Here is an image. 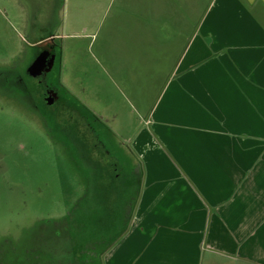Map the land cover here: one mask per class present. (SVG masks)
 <instances>
[{
  "label": "rangeland",
  "instance_id": "374dc122",
  "mask_svg": "<svg viewBox=\"0 0 264 264\" xmlns=\"http://www.w3.org/2000/svg\"><path fill=\"white\" fill-rule=\"evenodd\" d=\"M147 2L163 15L141 13ZM174 2L0 0V68L12 66L28 88L0 78V264H113L141 192L133 135L148 129L145 111L162 82L143 83L156 64L145 37L171 42L176 29L158 37L151 25L180 17L179 49L189 33ZM201 17H191L194 27ZM50 33L63 48L55 103L25 72L35 42Z\"/></svg>",
  "mask_w": 264,
  "mask_h": 264
},
{
  "label": "crops",
  "instance_id": "0c3cea01",
  "mask_svg": "<svg viewBox=\"0 0 264 264\" xmlns=\"http://www.w3.org/2000/svg\"><path fill=\"white\" fill-rule=\"evenodd\" d=\"M171 8L188 15L189 33L179 49L180 17L151 25L158 37L176 29L171 42L145 37L156 64L143 83L162 82L145 111L148 129L133 135L141 192L113 264H264V0Z\"/></svg>",
  "mask_w": 264,
  "mask_h": 264
},
{
  "label": "flooded vegetation",
  "instance_id": "af4514ba",
  "mask_svg": "<svg viewBox=\"0 0 264 264\" xmlns=\"http://www.w3.org/2000/svg\"><path fill=\"white\" fill-rule=\"evenodd\" d=\"M53 35L54 33H50L46 37L40 40L38 39L35 42L34 53L30 58L28 66L25 67V72L29 76L37 78L38 82L42 84L43 98L47 103H49L48 99L53 98L55 103L62 98V85L59 81V72L60 68H62L63 48ZM35 63L40 65L36 75L32 74L31 71ZM0 78H3L4 82L7 84L5 86L10 87L12 85L23 93L28 92L27 84L21 73L18 74L16 69H13L12 66L0 68ZM1 91H3V89H1Z\"/></svg>",
  "mask_w": 264,
  "mask_h": 264
},
{
  "label": "water",
  "instance_id": "95a60500",
  "mask_svg": "<svg viewBox=\"0 0 264 264\" xmlns=\"http://www.w3.org/2000/svg\"><path fill=\"white\" fill-rule=\"evenodd\" d=\"M40 68V65L38 63H35V65L33 66V68L31 69L32 74L36 75L38 73V69ZM49 103H53L54 99H48Z\"/></svg>",
  "mask_w": 264,
  "mask_h": 264
},
{
  "label": "trees",
  "instance_id": "16d2710c",
  "mask_svg": "<svg viewBox=\"0 0 264 264\" xmlns=\"http://www.w3.org/2000/svg\"><path fill=\"white\" fill-rule=\"evenodd\" d=\"M91 113V112H90ZM91 115H93V113H91Z\"/></svg>",
  "mask_w": 264,
  "mask_h": 264
}]
</instances>
